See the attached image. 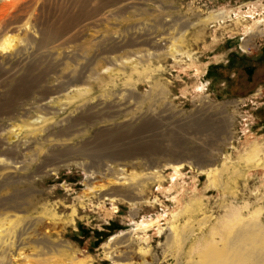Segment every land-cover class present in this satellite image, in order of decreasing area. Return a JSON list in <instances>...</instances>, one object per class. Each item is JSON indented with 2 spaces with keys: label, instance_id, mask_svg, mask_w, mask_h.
Wrapping results in <instances>:
<instances>
[{
  "label": "rangeland",
  "instance_id": "rangeland-1",
  "mask_svg": "<svg viewBox=\"0 0 264 264\" xmlns=\"http://www.w3.org/2000/svg\"><path fill=\"white\" fill-rule=\"evenodd\" d=\"M3 35V264H264V0H0Z\"/></svg>",
  "mask_w": 264,
  "mask_h": 264
},
{
  "label": "bare ground",
  "instance_id": "bare-ground-1",
  "mask_svg": "<svg viewBox=\"0 0 264 264\" xmlns=\"http://www.w3.org/2000/svg\"><path fill=\"white\" fill-rule=\"evenodd\" d=\"M9 7H14V3H13V1H11V2H9V3H7V4H5L4 5V8H9ZM10 10V9H9ZM7 13H8V11H6ZM28 28V27H27ZM4 36V35H3ZM3 38V37H2ZM1 44H0V49H1V51H5V50H10V49H12V48H14V38L13 37H11V36H4V38H3V40L1 39ZM17 42V41H16ZM16 46V45H15ZM169 47V46H168ZM16 48V47H15ZM14 48V49H15ZM16 50V49H15ZM19 50L21 51V49L19 48ZM174 50V49H173ZM19 52V51H18ZM5 53V52H4ZM63 88V87H62ZM176 166H178V165H176ZM182 166V164H179V167H181ZM156 172V170L155 169H153V170H151V171H149L148 172V175L149 176H151L153 173H155ZM212 173V172H211ZM101 174V173H100ZM212 175V174H211ZM147 176V175H146ZM246 231V230H245ZM246 233V232H245ZM178 234V233H177ZM260 235V234H259ZM237 236V235H236ZM244 233H239L238 234V236H237V238H236V240H240V238L242 237V238H244ZM188 238V237H187ZM241 238V239H242ZM3 239H5V238H3ZM16 240V239H15ZM185 241H186V239H185ZM12 243V242H11ZM1 244H3V245H1ZM184 245V244H183ZM182 245V246H183ZM4 243H2V240H1V242H0V264H3L4 262H5V260L3 261V255H4ZM182 248V247H181ZM233 249H235V251H236V253H237V256L239 255V252L241 251L240 249H243V247H242V245H227L226 246V250L225 251H221L220 252V249H219V252H218V250H210L211 252H210V254H208L209 252H207V250L205 251V252H207V254H206V256L208 255H215V256H217V255H219L218 257L220 258V255H223L224 257V259H228V260H232L233 258L231 257V255L229 256V254H230V252L231 251H233ZM184 250V249H183ZM201 251V250H200ZM195 253H196V251H195ZM218 253V254H217ZM191 254V253H190ZM201 254H202V252H201ZM204 254V255H205ZM203 256V255H202ZM189 257V259L187 260L188 261V264H199L198 262H196V261H194L193 262V255H189L188 256ZM205 257V256H204ZM214 257V256H213ZM239 259H240V261L242 262V260L244 259V257H242V256H240L239 257ZM240 261H238V262H240ZM263 261V260H262ZM261 261V262H262ZM212 261H210V263H211ZM206 263V262H205ZM234 263V262H233ZM254 263V262H253ZM177 264H183V262H182V255H179V258L177 259ZM257 264V263H256Z\"/></svg>",
  "mask_w": 264,
  "mask_h": 264
}]
</instances>
